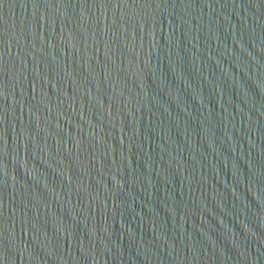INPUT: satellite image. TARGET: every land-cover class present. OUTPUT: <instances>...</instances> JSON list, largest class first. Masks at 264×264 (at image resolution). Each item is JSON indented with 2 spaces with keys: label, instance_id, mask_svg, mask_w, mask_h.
I'll use <instances>...</instances> for the list:
<instances>
[{
  "label": "water",
  "instance_id": "obj_1",
  "mask_svg": "<svg viewBox=\"0 0 264 264\" xmlns=\"http://www.w3.org/2000/svg\"><path fill=\"white\" fill-rule=\"evenodd\" d=\"M0 264H264V0H0Z\"/></svg>",
  "mask_w": 264,
  "mask_h": 264
}]
</instances>
